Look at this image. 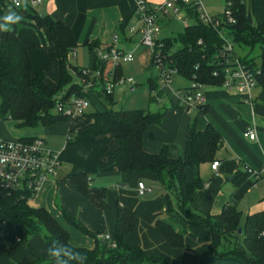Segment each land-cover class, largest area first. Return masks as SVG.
Here are the masks:
<instances>
[{"label":"trees","instance_id":"16d2710c","mask_svg":"<svg viewBox=\"0 0 264 264\" xmlns=\"http://www.w3.org/2000/svg\"><path fill=\"white\" fill-rule=\"evenodd\" d=\"M185 9L194 22L186 25L179 35L158 40L155 51L162 60L191 82L222 85L226 68L237 58L254 72L257 85L264 88V23L252 25L248 22L245 0H227L225 11L213 16L220 21L216 27L200 19L193 2ZM227 10L231 12L233 21L226 15ZM30 13L35 25L43 29L51 41L49 55L58 61L59 81L50 86L43 70L34 71L31 59L33 45L21 40L12 30L0 31V117L12 121L17 129L37 128L39 125L47 127L70 120L55 112L58 93L62 94V100L83 96L92 104L105 99L110 107L85 113L91 122L74 136L69 132V139L111 135L116 141L113 161L121 172H135L142 177L153 175L162 187L160 197L165 208V216L156 219L155 227L166 243L171 248H183L190 227L197 226L206 229L211 239L196 248L192 264H264V211L247 215L242 225L241 212L235 202L226 204L216 216H204L192 208L196 193L204 188L200 166L212 163L224 144L219 130L212 124L204 130L192 127L189 154L184 158H170L166 146L157 154L146 152L143 135L150 126L162 123L165 109L155 113L142 109L115 110L112 107L113 93L107 94L103 90L85 93L80 80L90 79L89 75L83 74V70L88 68L78 67L69 59L77 46L72 29L48 14L35 10H30ZM125 27V23H121L119 30L123 33ZM226 41L233 44L231 55L224 49ZM236 45L249 49L260 46L263 63L259 67L249 64L245 57L237 54ZM109 47H103L99 42L89 44L90 50L95 52L91 69L101 67L103 83L109 77V66L100 63L96 50ZM121 66L115 68L114 81L123 78ZM148 85L150 92L154 93L153 100L163 97L159 76L150 77ZM36 137L20 138L30 140ZM66 181L97 206H104L106 188L92 186L87 174H69ZM30 199L26 192H11L0 186V258L17 249L29 236L38 234L45 240L46 251L34 260L26 258L18 264H53L48 255L53 241L71 246L85 255V264H170L161 257L149 255L142 247L126 242L137 224L134 211L126 206L117 205L114 232L111 234L115 248L106 240L102 243L100 235L91 232L70 212L62 209L71 225L96 240L95 248L88 249L73 246L69 232L53 214L45 207L31 206Z\"/></svg>","mask_w":264,"mask_h":264},{"label":"crops","instance_id":"0c3cea01","mask_svg":"<svg viewBox=\"0 0 264 264\" xmlns=\"http://www.w3.org/2000/svg\"><path fill=\"white\" fill-rule=\"evenodd\" d=\"M20 1L19 8L13 0L1 1L0 17L9 7L23 17L18 24L11 26V30L21 40L34 46L31 51L34 71L43 70L46 83L50 86H55L59 81V64L49 55L51 41L46 32L35 25L30 10L48 14L72 29L77 42L73 52L74 60L79 56L77 50L84 47L92 60L88 69L92 68L95 59V52L90 50L89 44L99 42L103 47L111 46L115 36L121 37V43L117 46L125 51H133L134 61L142 69L148 71L154 67L152 49L141 44V31L135 34L129 31L131 25L140 27L133 16L135 0H42L36 7L30 5V0H26V8L25 0ZM147 1L158 4L164 0ZM245 4L249 23H264V0H245ZM121 23L126 25L123 33L119 30ZM157 38L162 37L159 34ZM190 84L191 81L187 86H178V89L189 87ZM167 87L162 88L164 94L170 95V102L165 106V116L161 124L152 125L145 131L144 150L157 154L166 146L170 158H184L189 154L192 127L204 130L209 124L214 125L224 139L214 160L219 161L220 166L215 171L212 169L214 161L201 164L199 171L204 188L196 193L192 208L204 216H216L226 204L235 202L241 212L240 222L243 225L245 213L247 217L264 211V194L259 191L264 172L257 179L246 171V167L264 170V88L257 85L250 92L243 93L223 85L203 84L201 91L205 97L204 106L186 109L179 104L176 90ZM90 122L83 115L70 119L61 128V123L46 127L48 132L64 136L57 146L50 145L44 137L47 147L59 153L61 166L56 176L42 186L29 204L47 208L69 232L70 243L88 249L95 248L96 240L79 233L81 231L66 220L62 209L70 212L91 232L103 235L114 232L117 205L126 206L134 211L137 222L134 231L126 238L128 244L140 246L149 255L161 257L170 264H192L196 248L210 241V233L204 228L191 226L184 247L171 248L155 227L156 219L165 216V208L161 194L154 197L155 188L146 182H156L153 175L142 177L135 172H121L113 161L116 141L111 135L69 139V132L74 136ZM249 128L256 132L254 140L245 136ZM76 173L87 174L92 186L106 188V201L102 208L66 181L69 174ZM139 182H143L149 189L145 195L138 193ZM45 251L44 238L34 234L17 249L3 255L0 264H18L26 258L34 260Z\"/></svg>","mask_w":264,"mask_h":264},{"label":"built area","instance_id":"2783aa9c","mask_svg":"<svg viewBox=\"0 0 264 264\" xmlns=\"http://www.w3.org/2000/svg\"><path fill=\"white\" fill-rule=\"evenodd\" d=\"M202 1L164 0L162 3L151 4L147 0H135L134 17L140 27L131 25L129 31L134 34L141 31V44L152 49V60L155 67L159 70L161 89L172 84L177 70L162 60L160 55L155 51L160 39L157 37L161 33L159 16L168 14L178 16L188 4L193 2L197 6L200 19L204 23L212 24L215 27L218 26L220 21L214 19L213 16L205 11ZM41 2L42 0L29 1L33 7L40 5ZM226 15L230 21H233L229 10L226 11ZM185 22L188 25V15L185 18ZM119 43H121V37L115 36L109 48H99L96 50V56L100 63H107L109 66V70L107 69L109 77L107 80H104V83L101 82V67L95 70H83V74L90 77V79L80 80L85 93L90 90H103L107 94H112L117 85L124 83L134 84L132 78H121L114 81L116 66L135 60L133 51L123 50L117 46ZM224 49L231 55L233 44L230 41H226ZM231 63L232 65L225 70V78L222 85L228 89H238L243 93L253 90L257 86L254 72L237 58ZM202 86L203 84L198 82H191L188 90H179V104L186 109L203 107L205 97L201 91ZM91 104L90 99L83 96H73L67 100H62L60 96L55 105V112L72 119L85 115ZM245 136L250 140H254L256 132L249 128L245 131ZM46 144L45 138L41 136L24 140L22 138L5 139L0 135V186L11 192H26L32 199L51 177L56 176L61 166L59 153L48 148ZM219 166V161L212 163V169L215 171ZM246 171L257 179H260L264 172V170H254L250 167H246ZM148 191L149 189L143 182L138 183V193L140 195H145ZM262 235H264V232ZM99 238L108 241L111 247H116L110 233L100 235Z\"/></svg>","mask_w":264,"mask_h":264},{"label":"rangeland","instance_id":"374dc122","mask_svg":"<svg viewBox=\"0 0 264 264\" xmlns=\"http://www.w3.org/2000/svg\"><path fill=\"white\" fill-rule=\"evenodd\" d=\"M194 1V0H191ZM203 7L205 11L211 16H219L221 15L226 8L227 0H203ZM188 15L187 11L182 10L178 16L174 14L168 15H160L159 16V25L161 27L160 36L162 38L166 37H174L179 35L184 31L186 26L185 18ZM194 22L193 18L189 17L188 24H192ZM141 38V35H140ZM79 52V56L74 60L73 52L70 54L69 59L72 64H76L81 68H89L91 67V55L84 47H81L77 50ZM236 52L240 54L242 57H245L249 64H254L255 67H259L263 63V59L260 57L261 48L260 46H254V48H241L236 45ZM121 76L123 78H132L134 80V84L124 83L117 85L113 92L114 104L112 107L115 110H127V109H142L150 112H158L165 109V106L170 102V95L164 94L162 98L159 100H153L152 97L154 93H151L149 90L148 80L150 77L157 78L159 76V70L156 67L145 71L138 65L136 61L123 63L121 66ZM190 81L180 74H175L173 77L172 84L170 85L176 90V93L179 92L180 87L187 86ZM180 86V87H178ZM168 88V87H166ZM62 94L58 93L57 97H60ZM105 107H110L105 99H101L100 101H95V104H91L88 108L87 112L94 111L96 109L103 110ZM59 126L61 128L63 125L65 126V122L61 123ZM0 135L5 139H18L24 136H42L48 140L50 145L57 146L64 139L61 134H53L46 130V127L39 125L37 128H24L17 129L12 121L3 120L0 117ZM261 181V182H260ZM259 182V191L261 194H264V178H262ZM147 184H150L155 188L154 197L159 196L161 194L162 187L160 184L146 180ZM246 214L243 218V221L246 219ZM80 231V230H79ZM78 231V232H79ZM81 233L85 237H90L82 232ZM43 237V236H42ZM241 242L243 238L241 237ZM86 246V245H83Z\"/></svg>","mask_w":264,"mask_h":264},{"label":"clouds","instance_id":"9594fccd","mask_svg":"<svg viewBox=\"0 0 264 264\" xmlns=\"http://www.w3.org/2000/svg\"><path fill=\"white\" fill-rule=\"evenodd\" d=\"M17 8L21 7L20 0H13ZM26 0L24 7L26 8ZM23 17L9 7L8 11L0 17V31L8 32L11 26L18 24ZM48 255L52 258L53 264H85L87 257L79 251L73 249L71 246L61 244L59 241H53L48 248Z\"/></svg>","mask_w":264,"mask_h":264},{"label":"water","instance_id":"95a60500","mask_svg":"<svg viewBox=\"0 0 264 264\" xmlns=\"http://www.w3.org/2000/svg\"><path fill=\"white\" fill-rule=\"evenodd\" d=\"M239 233L240 234L242 233V229L241 228L239 229ZM102 243H104V240L102 241Z\"/></svg>","mask_w":264,"mask_h":264}]
</instances>
